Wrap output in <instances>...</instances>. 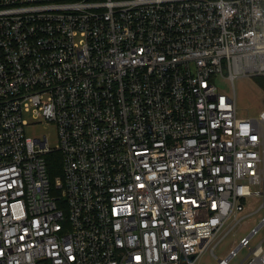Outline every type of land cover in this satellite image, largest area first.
I'll list each match as a JSON object with an SVG mask.
<instances>
[{
  "label": "built area",
  "instance_id": "built-area-1",
  "mask_svg": "<svg viewBox=\"0 0 264 264\" xmlns=\"http://www.w3.org/2000/svg\"><path fill=\"white\" fill-rule=\"evenodd\" d=\"M260 74L264 0H0V264L214 254L264 195V111L234 88ZM242 248L264 264V213L218 264Z\"/></svg>",
  "mask_w": 264,
  "mask_h": 264
},
{
  "label": "rangeland",
  "instance_id": "rangeland-1",
  "mask_svg": "<svg viewBox=\"0 0 264 264\" xmlns=\"http://www.w3.org/2000/svg\"><path fill=\"white\" fill-rule=\"evenodd\" d=\"M264 76V74H260ZM258 75V76H260ZM256 76L239 75L234 80V88L236 93V106L238 114L242 116H254L258 117L261 111H264V89L260 87L256 82ZM219 88L224 92H232V86L230 82L225 79H219ZM30 135H42L46 134L52 146H55L57 142V131L54 125H46L44 123L39 124L34 129H30ZM264 201V195L258 198H252L246 205L247 216L242 218L232 229L228 230L233 223V219H229L220 231L216 238L218 243L212 254L208 247L197 260L196 264H218V258L226 257L229 251L235 247L242 236L248 235L252 227L258 223L259 218L264 213V207L258 212H253L257 205ZM253 212V213H252ZM224 234V235H223ZM223 235V236H222ZM263 238V230H260L252 238V245L256 244ZM249 253L248 248H242L238 255L230 260L229 264H238Z\"/></svg>",
  "mask_w": 264,
  "mask_h": 264
},
{
  "label": "trees",
  "instance_id": "trees-1",
  "mask_svg": "<svg viewBox=\"0 0 264 264\" xmlns=\"http://www.w3.org/2000/svg\"><path fill=\"white\" fill-rule=\"evenodd\" d=\"M257 84L264 89V76H256ZM53 157L54 162H51L50 171L52 175H57L60 173V155L58 153H53L51 158Z\"/></svg>",
  "mask_w": 264,
  "mask_h": 264
}]
</instances>
